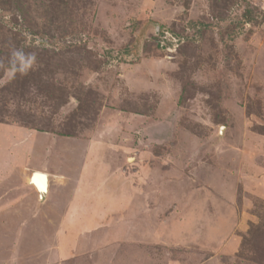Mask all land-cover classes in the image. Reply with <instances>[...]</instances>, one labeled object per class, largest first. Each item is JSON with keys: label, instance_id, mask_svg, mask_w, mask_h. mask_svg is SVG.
<instances>
[{"label": "rangeland", "instance_id": "obj_1", "mask_svg": "<svg viewBox=\"0 0 264 264\" xmlns=\"http://www.w3.org/2000/svg\"><path fill=\"white\" fill-rule=\"evenodd\" d=\"M84 162L113 208L59 237ZM0 264H264V0H0Z\"/></svg>", "mask_w": 264, "mask_h": 264}, {"label": "crops", "instance_id": "obj_2", "mask_svg": "<svg viewBox=\"0 0 264 264\" xmlns=\"http://www.w3.org/2000/svg\"><path fill=\"white\" fill-rule=\"evenodd\" d=\"M96 159L98 160V158H96ZM98 161H97V163H98ZM98 164H100L101 166L103 165V163L102 164L98 163ZM86 165H87V162H84L79 168L80 169L79 173L77 175L71 176V177L64 175L62 172L59 174H53L52 173V175L55 176V179L57 182V184H55V185H57L56 190L59 187H61V189H60L61 191L71 188L70 191L72 192L71 194L68 193V196H67L68 197L67 199H69L67 202L69 208L64 210L65 213L62 214L64 216H61V218L59 219V228L60 229L56 233V235L59 237L61 235L66 236L67 233H69V235L72 236V234H70V231L68 229L66 230L65 227H68L69 225L70 226L75 225V222H77L78 219L84 220L83 226L80 227L79 230L85 231L84 233H86V234H88V233L90 234L92 232H99L101 229H103V230L106 229V225L104 223H106L107 220H104V218H102L105 214L103 212L106 211L105 209L108 208V211H109L113 207H111V206L108 207L106 203H102V198H101L102 195H100V193H99L101 191H99V186L97 185V183L104 185L105 189H108V186H109L108 184H110L109 181H114V180L112 178V175H105V174H108L107 172L103 173L102 175L100 172H96V170H98L97 167H96V170H93L92 167H87L88 169H85ZM102 168H105V166H102ZM39 171L44 172L43 169H40ZM100 171L102 172V170H100ZM84 172L87 173V176L84 175ZM98 173H100L101 176H99ZM47 174L49 176V185H48V191H47L46 196L43 200L39 199L38 193H37L35 187L33 185L29 184L28 180H27V183L30 185V187H32V191H33L32 195H33L34 199L36 200L37 205L40 204L39 203L40 201H47L48 198H50V200L52 202L55 201L57 198V196H54L57 193L53 191V186L51 185V183H52L51 173L48 172ZM63 179L65 181H61ZM114 183L116 185V191L118 192L117 198H119V196H120V193L118 191L119 185L117 184V182H114ZM131 192L133 193L132 190H131ZM122 195H124V194H122ZM125 197H126L125 195L120 196V198H123V201H124V199H127V197L126 198ZM70 200L72 203H69ZM128 203L129 202H127V205H128ZM133 203H134V206L137 205L136 200ZM125 204H126V202H124L122 205H120V208L126 209ZM132 206H133V204H130V207H132ZM134 206H133V209H134ZM99 207L101 210L99 209ZM117 207H119V206H117ZM130 210H132V209H130ZM68 237H70V236H68ZM65 239H67V238H65ZM65 239H63V240H65ZM73 239L74 238H72L71 240H73ZM60 240H61V238H60ZM91 243H93V242H91ZM71 246L74 247L73 244ZM90 247H92V246H85L84 249H86V251H87V249H89ZM59 252L60 253L64 252V248L62 250H60Z\"/></svg>", "mask_w": 264, "mask_h": 264}, {"label": "clouds", "instance_id": "obj_3", "mask_svg": "<svg viewBox=\"0 0 264 264\" xmlns=\"http://www.w3.org/2000/svg\"><path fill=\"white\" fill-rule=\"evenodd\" d=\"M156 27L154 28L156 34H160L158 33L159 32L158 30L160 27L159 28H156ZM9 58H10V65H11L9 68V71L13 72V78H14L15 71H21L22 73H25L27 70L32 68V66L34 65L36 61V56L34 53H24L22 51L11 52ZM17 64L20 65L19 69L16 68Z\"/></svg>", "mask_w": 264, "mask_h": 264}, {"label": "water", "instance_id": "obj_4", "mask_svg": "<svg viewBox=\"0 0 264 264\" xmlns=\"http://www.w3.org/2000/svg\"><path fill=\"white\" fill-rule=\"evenodd\" d=\"M156 28H158V27H156ZM28 183L35 187V189L38 193L39 199L43 200L46 196L47 191H48V185H49L48 174L45 172L39 171V170H35L29 176Z\"/></svg>", "mask_w": 264, "mask_h": 264}, {"label": "built area", "instance_id": "obj_5", "mask_svg": "<svg viewBox=\"0 0 264 264\" xmlns=\"http://www.w3.org/2000/svg\"><path fill=\"white\" fill-rule=\"evenodd\" d=\"M171 36H172V33L171 32L168 33V32H165V31L163 32L162 31L161 34H160V36L158 37V40H157L158 43H159V46L164 47L165 46V41H166V43L169 41V43L170 42H173V43H176L177 44V40H175V39L174 40H170V39H173Z\"/></svg>", "mask_w": 264, "mask_h": 264}, {"label": "trees", "instance_id": "obj_6", "mask_svg": "<svg viewBox=\"0 0 264 264\" xmlns=\"http://www.w3.org/2000/svg\"><path fill=\"white\" fill-rule=\"evenodd\" d=\"M161 29H163V27L160 26V28H159V32H160ZM152 35L154 36V38H158V37H159V34H156L155 29H154V31L152 32ZM155 40H157V39H155Z\"/></svg>", "mask_w": 264, "mask_h": 264}, {"label": "bare ground", "instance_id": "obj_7", "mask_svg": "<svg viewBox=\"0 0 264 264\" xmlns=\"http://www.w3.org/2000/svg\"><path fill=\"white\" fill-rule=\"evenodd\" d=\"M43 181V180H42Z\"/></svg>", "mask_w": 264, "mask_h": 264}]
</instances>
